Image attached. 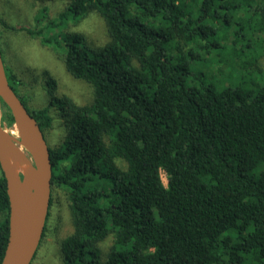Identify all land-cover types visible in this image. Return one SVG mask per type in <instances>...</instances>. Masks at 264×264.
Wrapping results in <instances>:
<instances>
[{"label":"trees","instance_id":"16d2710c","mask_svg":"<svg viewBox=\"0 0 264 264\" xmlns=\"http://www.w3.org/2000/svg\"><path fill=\"white\" fill-rule=\"evenodd\" d=\"M192 1L194 13L185 0H69L43 25L62 32L20 28L93 91L79 105L46 79L64 120L49 147L51 186L65 192L72 225L59 240L62 264H264V0ZM91 10L110 38L98 47L62 30ZM218 18L236 26L231 39ZM203 58L227 85L190 77V60ZM5 73L43 132L48 107L29 109ZM9 212L0 169V262Z\"/></svg>","mask_w":264,"mask_h":264},{"label":"rangeland","instance_id":"374dc122","mask_svg":"<svg viewBox=\"0 0 264 264\" xmlns=\"http://www.w3.org/2000/svg\"><path fill=\"white\" fill-rule=\"evenodd\" d=\"M68 1L0 0V42L3 61L19 80L18 92L25 96L28 108L37 110L48 107L51 122L43 130V135L49 147H56L61 142L64 134V120L59 114L57 106L50 104V97L46 91V79L52 77L55 80V94L57 96H68L79 105L89 104L93 97V91L87 82L74 78L67 72L62 54L55 52L50 45L42 44L39 36L28 34L26 30L20 28H40L46 22L56 19L57 14L65 8ZM185 1L190 3H186L185 9L190 13H194L196 9L191 4L193 1ZM43 7L46 10L44 14H40L39 10ZM36 16L40 20L36 21ZM218 24L221 25V28H224L225 32L228 31L227 34L231 39L232 31L236 29V26L232 23H226L221 18H218ZM44 29L48 36H52V32L54 34L59 31L62 32L61 29L53 31L49 28L50 31H47L45 27ZM63 29L64 31L83 34L88 44L93 47L101 46L110 39L102 17L94 10L88 11L84 17L75 23L67 22L62 27ZM213 37V35L207 36L209 39ZM233 47L237 48L236 44H233ZM216 50L218 48L212 49L213 52ZM231 55L234 56L232 53ZM257 62L264 69V55ZM189 70L190 77L195 74L201 76L206 81H213L217 88H221L222 84H228V81L223 83V73L217 70V67L206 58L190 60ZM43 71H46L47 74L45 75ZM257 77L258 80L261 78L259 75ZM1 117L2 109L0 108V124L3 129L19 139L16 128L13 125L10 127L5 126ZM13 144L28 155L27 148L23 144L17 142ZM259 168L264 169V166ZM161 177L162 181L166 183V175L163 171H161ZM71 230L72 225L65 192L59 187L51 186V199L45 221V231L30 264H62L63 259L59 252V240ZM102 245L105 248L109 246L110 239L104 240Z\"/></svg>","mask_w":264,"mask_h":264},{"label":"water","instance_id":"95a60500","mask_svg":"<svg viewBox=\"0 0 264 264\" xmlns=\"http://www.w3.org/2000/svg\"><path fill=\"white\" fill-rule=\"evenodd\" d=\"M8 107L19 139L0 124V169L9 199L8 238L0 264H30L40 244L51 199L52 165L49 146L35 118L8 83L0 49V103ZM23 144L28 155L13 143ZM7 157L19 158L38 179L29 195L23 197L10 176Z\"/></svg>","mask_w":264,"mask_h":264},{"label":"bare ground","instance_id":"6f19581e","mask_svg":"<svg viewBox=\"0 0 264 264\" xmlns=\"http://www.w3.org/2000/svg\"><path fill=\"white\" fill-rule=\"evenodd\" d=\"M6 161L10 169L11 178L15 181L21 195L26 197L37 182L38 172L33 171L26 163L21 162L19 158L7 157Z\"/></svg>","mask_w":264,"mask_h":264}]
</instances>
